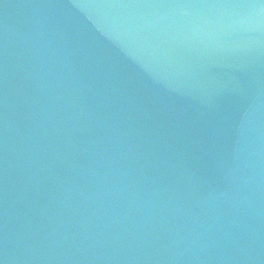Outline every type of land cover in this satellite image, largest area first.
Segmentation results:
<instances>
[{"label":"water","instance_id":"water-1","mask_svg":"<svg viewBox=\"0 0 264 264\" xmlns=\"http://www.w3.org/2000/svg\"><path fill=\"white\" fill-rule=\"evenodd\" d=\"M0 264H264V0H0Z\"/></svg>","mask_w":264,"mask_h":264}]
</instances>
